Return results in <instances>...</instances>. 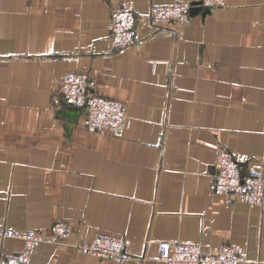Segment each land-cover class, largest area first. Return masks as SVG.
<instances>
[{
  "label": "crops",
  "instance_id": "1",
  "mask_svg": "<svg viewBox=\"0 0 264 264\" xmlns=\"http://www.w3.org/2000/svg\"><path fill=\"white\" fill-rule=\"evenodd\" d=\"M151 0H0V226L51 234L32 264H170L158 241L229 244L236 264H264V201L227 202L211 189L218 149L264 180V0H188L185 25L139 21L143 43L114 49L110 7L142 16ZM89 74L91 90L126 104L121 137L81 123L59 80ZM139 260L77 252L97 232ZM23 240L6 237L0 251Z\"/></svg>",
  "mask_w": 264,
  "mask_h": 264
},
{
  "label": "built area",
  "instance_id": "2",
  "mask_svg": "<svg viewBox=\"0 0 264 264\" xmlns=\"http://www.w3.org/2000/svg\"><path fill=\"white\" fill-rule=\"evenodd\" d=\"M223 0H200L204 8L221 6ZM188 0H151L145 15L138 14L131 5L115 3L110 7L107 24L108 35L114 49L137 47L143 43L138 30L140 20H147L152 26L185 25L189 19ZM58 91L63 101L81 109V123L95 131H102L114 137H121L126 123L124 101L97 93L89 87V74L80 69L64 72L59 80ZM241 166L232 152L218 149L210 167L211 189L224 195L227 202L243 201L259 205L264 201L263 171L260 168L246 169ZM51 234L39 233L34 229L18 231L10 226H0V240L14 237L23 240L18 251H0V264H32L31 251L42 242H60L70 229L61 221L53 224ZM71 246L81 253L111 259L113 261L139 260L126 251L118 235L97 231L90 239L78 240ZM159 258L170 264H236L243 261V253L232 245L202 249L191 241H158Z\"/></svg>",
  "mask_w": 264,
  "mask_h": 264
},
{
  "label": "water",
  "instance_id": "3",
  "mask_svg": "<svg viewBox=\"0 0 264 264\" xmlns=\"http://www.w3.org/2000/svg\"><path fill=\"white\" fill-rule=\"evenodd\" d=\"M198 7H200V8H198V9H200L202 13H205V12L207 11V9H209V8H204V9H203V8H201V6H198ZM243 171H244V170L241 169V173H243Z\"/></svg>",
  "mask_w": 264,
  "mask_h": 264
},
{
  "label": "rangeland",
  "instance_id": "4",
  "mask_svg": "<svg viewBox=\"0 0 264 264\" xmlns=\"http://www.w3.org/2000/svg\"><path fill=\"white\" fill-rule=\"evenodd\" d=\"M202 8V7H201Z\"/></svg>",
  "mask_w": 264,
  "mask_h": 264
}]
</instances>
